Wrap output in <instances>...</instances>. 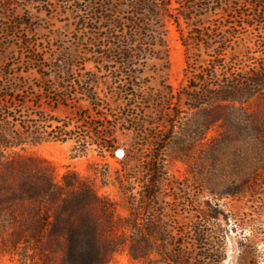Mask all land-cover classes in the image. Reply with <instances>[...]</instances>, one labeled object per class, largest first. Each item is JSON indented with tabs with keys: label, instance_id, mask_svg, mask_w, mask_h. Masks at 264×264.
<instances>
[{
	"label": "rangeland",
	"instance_id": "rangeland-1",
	"mask_svg": "<svg viewBox=\"0 0 264 264\" xmlns=\"http://www.w3.org/2000/svg\"><path fill=\"white\" fill-rule=\"evenodd\" d=\"M44 1L56 4L59 10L48 12L41 0H14L13 9L0 14V121L11 113L15 121L10 119L11 125L4 127L6 133L11 139L21 136L27 141L6 154H18L34 173L47 172L59 185L65 175L77 174L99 196L111 200L118 218H127L131 213L130 197H135V207L140 204V181L146 178L154 135L170 129L168 121L172 118H160L161 112L173 115V100L167 96V89L178 93L189 85L184 76L185 47L176 26L169 24L167 63L135 59L127 64L121 59L101 58L95 41L88 40L89 36L77 26L79 21L91 20L88 12H76L73 0L68 5L64 0ZM203 1L209 6L204 17L208 21L205 39L210 45L209 50L198 52L204 67L211 69L214 59L221 55V79L224 73L229 77L242 71H264V0ZM112 3L114 9L120 0ZM17 20L23 26L9 33L7 28L14 27ZM245 21H249L250 28ZM235 31L237 37L247 32V49L241 50L245 42L231 37ZM104 33L109 32L104 29ZM30 52L40 56L30 59ZM126 84L140 86L141 90L129 92V96L120 94L117 88ZM92 87L94 91H90ZM257 91L250 104L261 121L264 90ZM22 102H26L24 107ZM178 105L187 110L186 99ZM4 106L10 110L1 109ZM53 132H65L68 137L65 142L58 141L53 139ZM216 135L213 130L208 138ZM234 147L237 150L239 145ZM203 149L195 147L188 163L173 160L171 152L166 156L159 201L165 218L156 229L154 226L145 232V237L158 244L173 241L169 247L173 254L178 251L175 241H180L186 252L200 260L201 250L192 243L195 230L202 228L208 231L215 243L214 251L222 257L218 264H264V184L258 181L260 188L255 193L231 196L236 193L235 182H227L226 171L233 174L235 168L231 171L232 166L226 165L231 162L223 161L227 169L220 165L218 178L210 180L216 172L211 161H201ZM256 174L264 178V166ZM131 182L134 190L129 193ZM16 226L17 209L1 210L0 264H21ZM133 234L127 227L118 231L119 236ZM37 259L30 257L26 264H37ZM150 259L162 264L158 253ZM110 264L142 263L123 252Z\"/></svg>",
	"mask_w": 264,
	"mask_h": 264
},
{
	"label": "trees",
	"instance_id": "trees-1",
	"mask_svg": "<svg viewBox=\"0 0 264 264\" xmlns=\"http://www.w3.org/2000/svg\"><path fill=\"white\" fill-rule=\"evenodd\" d=\"M70 1L64 0L66 5ZM100 1L73 0L76 12L84 10L91 16V20L79 21L77 26L89 36L88 40L95 41L99 57L121 59L127 64L135 59L167 63L168 25L171 24L176 26L186 50L184 76L189 85L178 93L167 89V96L173 100V115L161 112L160 118L162 121L169 120L168 116L172 118L168 121L170 129L154 135L146 178L140 181L143 189L140 204L135 207L136 199L133 195L130 197L131 213L127 218H118L111 200L99 196L77 174L65 175L59 185L47 172L34 173L30 164L20 161L18 154L7 155V150L18 148L27 141L21 136L11 139L6 133L4 127L11 125L15 116L5 114L0 121V211L17 209V249L20 248L21 264H26L30 257H37V264H110L123 252L142 264H157L150 259L155 253L161 256L162 264L182 261L185 264H218L222 257L214 251L215 243L206 229L198 228L194 232L192 246L201 250L200 260L186 252L180 241H175L178 251L173 254V250H169L173 241L158 244L147 239L144 233L154 226L156 229L165 218L159 201L164 164L170 152L173 160L188 163L195 147L202 146L201 161H211L213 172H216L210 180L218 178L220 165L227 169L223 161H230L226 165L232 166L231 171L235 170L233 174L226 171L227 182H235L236 192L231 196L255 193L260 188L257 182L264 184V178L256 174L264 166V119L258 121L250 104L259 92L257 89L264 90V71H242L229 77L224 73L221 79L218 72L221 55L214 59L211 69L204 67L205 61L198 52L203 48L209 50L210 45L205 39L208 21L204 17L209 6L203 0H120L114 9L112 0ZM41 2L47 11L59 10L56 4ZM84 3L87 7L82 8ZM13 6L14 0H0V14L10 11ZM245 24L247 29L251 27L249 21ZM22 26L17 20L7 31L14 33ZM104 29L109 33H104ZM237 34L235 31L231 37L245 42L240 49H247V32L241 37ZM39 56L30 52V59ZM94 89L92 87L90 91ZM117 89L120 94L129 96V92L139 91L141 87L126 84ZM183 99H186L187 110H181L178 105ZM21 104L24 107L26 102ZM2 108L10 110L7 106ZM141 122L144 125L146 120ZM213 130L217 135L208 138ZM232 130L234 133H230ZM52 136L62 142L68 137L65 132H53ZM234 145L239 148H232ZM128 187L132 193L133 183ZM121 227L133 230V236H119Z\"/></svg>",
	"mask_w": 264,
	"mask_h": 264
}]
</instances>
